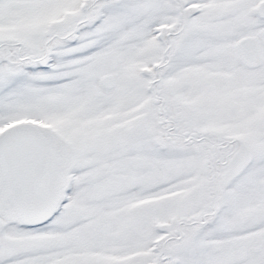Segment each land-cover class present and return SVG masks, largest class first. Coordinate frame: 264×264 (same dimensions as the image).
I'll use <instances>...</instances> for the list:
<instances>
[{
  "label": "snow or ice",
  "instance_id": "obj_1",
  "mask_svg": "<svg viewBox=\"0 0 264 264\" xmlns=\"http://www.w3.org/2000/svg\"><path fill=\"white\" fill-rule=\"evenodd\" d=\"M0 264H264V0H0Z\"/></svg>",
  "mask_w": 264,
  "mask_h": 264
}]
</instances>
